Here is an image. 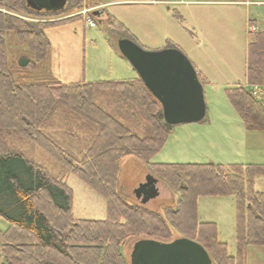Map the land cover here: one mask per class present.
Here are the masks:
<instances>
[{"label": "trees", "instance_id": "trees-1", "mask_svg": "<svg viewBox=\"0 0 264 264\" xmlns=\"http://www.w3.org/2000/svg\"><path fill=\"white\" fill-rule=\"evenodd\" d=\"M82 2L67 0L75 9ZM0 10L1 264H129L127 242L169 243L172 230L200 245L211 264H247L249 248H264V192L254 190L264 164L152 163L171 127L140 79L64 83L43 76L36 68L48 53L45 30L54 24L9 15L38 16L24 0H0ZM110 26L125 30L114 19ZM225 95L247 131L264 132V32L249 36L246 84ZM23 145L42 150L102 198L105 218H74L67 181L29 159ZM127 156L176 194L174 208L161 214L121 197L118 176ZM202 196L234 199L235 255L218 240L215 224L199 222Z\"/></svg>", "mask_w": 264, "mask_h": 264}, {"label": "rangeland", "instance_id": "rangeland-1", "mask_svg": "<svg viewBox=\"0 0 264 264\" xmlns=\"http://www.w3.org/2000/svg\"><path fill=\"white\" fill-rule=\"evenodd\" d=\"M155 1L160 0H83L79 9L67 4L60 13L9 15L29 23L54 24L45 30L48 53L36 72H43V76L49 74L47 76L51 75L61 82L94 83L137 78L118 52L120 40H129L150 52L176 49L197 69L200 60H204L215 83H204L202 86L205 119L199 123L170 126L165 144L151 162L223 166L231 163L244 165L250 161L264 163L261 158H264V152L260 155L261 149L255 146L256 135H246L239 116L225 95V89L234 87L237 81H244L249 21H255L259 30H264V5L250 2L263 3L264 0H236L242 4L232 6L221 4L229 0H167L171 4ZM100 5V11L109 17L93 15ZM88 17L96 23L94 28L84 24V19ZM112 19L125 30L113 29L110 26ZM39 77L37 74L32 76L33 79ZM23 146L29 159L47 169L52 176L67 181L74 195V218H105L102 198L42 150ZM148 175L147 169L135 157H125L120 163L118 193L129 204L141 205L140 198L136 199L132 192ZM160 183L158 197L143 206L163 214L165 208L175 207L177 196ZM254 190L264 192V175L255 178ZM196 209L199 222L215 224L218 240L227 245L229 255H235L234 199L202 196L197 200ZM5 228L6 224L0 220V230ZM172 231L173 239H178V234ZM134 242L129 241L122 248L127 262ZM263 258L264 248L251 247L247 250V264H264Z\"/></svg>", "mask_w": 264, "mask_h": 264}, {"label": "water", "instance_id": "water-1", "mask_svg": "<svg viewBox=\"0 0 264 264\" xmlns=\"http://www.w3.org/2000/svg\"><path fill=\"white\" fill-rule=\"evenodd\" d=\"M24 1L26 8L37 13L55 14L67 7V0ZM93 15L100 16L101 13L94 12ZM117 49L160 104L165 125L199 123L205 119L202 85L191 63L178 50L145 51L129 40L118 41ZM160 185L157 179L148 175L132 193L144 205L158 197ZM129 264H211V260L200 245L178 238L169 243L135 241Z\"/></svg>", "mask_w": 264, "mask_h": 264}, {"label": "crops", "instance_id": "crops-1", "mask_svg": "<svg viewBox=\"0 0 264 264\" xmlns=\"http://www.w3.org/2000/svg\"><path fill=\"white\" fill-rule=\"evenodd\" d=\"M155 2H160L162 4H171L170 1H167V0H160V1H155ZM249 2H245V4H247ZM252 4H255V5H261L263 4L264 5V2L261 3V2H250ZM221 4H225V5H235V4H242L241 2H237L236 0H229V1H223L221 2ZM100 8H101V5L99 6V8L93 12H99L101 13V15L99 17H104V18H107L109 17L108 15H106V13H104L103 11H100ZM248 30H249V34H253V33H259V32H264V30H259V28L257 27L256 25V22L255 21H249V24H248ZM249 39V38H248ZM247 45H248V40L246 41V57H245V62H244V75H243V78H244V81L241 82V81H237L235 83V85L237 84H243L245 85L246 84V74H247ZM199 69L196 68V70L198 72H200L201 76H202V82L203 84L206 83V84H210V85H215L214 81L212 80L213 77L210 76V73L209 71L207 70L206 68V63L204 62V60H200V64H199ZM64 83H71V82H64ZM235 87V86H234ZM233 88V87H231ZM226 90V89H225ZM245 129V128H244ZM246 135L248 136H255L256 135V138L255 139H258L257 141H254L255 142V146L259 147L261 149L260 153L264 152V132H256V131H247L246 129L244 130ZM260 154V155H263V154ZM263 160L264 158L261 157ZM264 162V161H263ZM231 164H237V165H241L242 163L238 164V163H231ZM246 164H264L262 163V161H250V163H246ZM245 165V164H244ZM264 259V258H263Z\"/></svg>", "mask_w": 264, "mask_h": 264}, {"label": "built area", "instance_id": "built-area-1", "mask_svg": "<svg viewBox=\"0 0 264 264\" xmlns=\"http://www.w3.org/2000/svg\"><path fill=\"white\" fill-rule=\"evenodd\" d=\"M84 24L87 25L89 28L95 27V22L90 17L84 19Z\"/></svg>", "mask_w": 264, "mask_h": 264}]
</instances>
